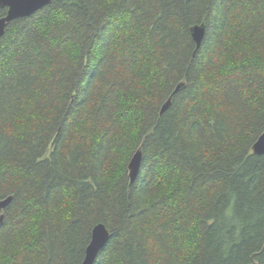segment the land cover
I'll use <instances>...</instances> for the list:
<instances>
[{
    "label": "trees",
    "instance_id": "1",
    "mask_svg": "<svg viewBox=\"0 0 264 264\" xmlns=\"http://www.w3.org/2000/svg\"><path fill=\"white\" fill-rule=\"evenodd\" d=\"M263 133L264 0H55L0 39V264H264Z\"/></svg>",
    "mask_w": 264,
    "mask_h": 264
},
{
    "label": "water",
    "instance_id": "2",
    "mask_svg": "<svg viewBox=\"0 0 264 264\" xmlns=\"http://www.w3.org/2000/svg\"><path fill=\"white\" fill-rule=\"evenodd\" d=\"M55 0H0V9H6V15L0 18V39L6 34L9 26L18 19H26L51 5ZM206 35V26L196 25L191 29V36L199 49ZM186 87L184 82L180 83L174 90L172 96L162 106L160 114L166 112L172 103V97L181 92ZM252 151L255 155L264 156V133L254 144ZM143 152L137 150L132 157L129 165V178L131 184L136 181L139 176L142 165ZM13 197H8L0 202V212L5 211ZM4 216H1L3 220ZM111 238L109 229L104 224L97 225L92 232L91 242L86 250V256L82 264H95L99 254L105 249Z\"/></svg>",
    "mask_w": 264,
    "mask_h": 264
}]
</instances>
